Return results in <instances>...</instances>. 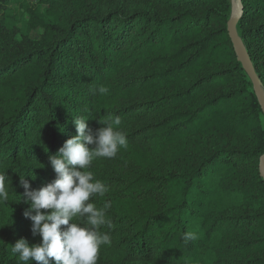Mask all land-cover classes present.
<instances>
[{
	"label": "trees",
	"instance_id": "16d2710c",
	"mask_svg": "<svg viewBox=\"0 0 264 264\" xmlns=\"http://www.w3.org/2000/svg\"><path fill=\"white\" fill-rule=\"evenodd\" d=\"M9 1L0 0V11ZM160 2L178 12L174 16L87 13L73 21L43 24L39 40L24 37L3 53L0 173L8 177L10 195L22 201L21 176L31 189L55 179L49 156L76 135L72 120L89 119L95 132L104 127L101 122L119 116L121 124L114 127L126 135L127 146L114 158L95 159L88 169L108 188L121 182L118 190L109 189L104 197L90 201L97 208L105 202L111 205L106 211L110 223L99 229L111 243L101 246L97 264H264V178L259 167L264 114L238 61L227 24L222 30L226 0ZM242 4L237 30L264 88V62L259 55L263 50L251 40H264V22L255 26L264 14V0H242ZM193 48L196 51L186 56ZM163 60L180 61L144 80L126 72L135 65ZM196 74L201 75L177 93L117 107L144 86L182 84ZM209 91L215 93L210 96ZM195 97L205 101L186 110L169 108L158 123L136 126L145 114L193 102ZM206 131L245 138L251 148L221 145L206 154L199 153L198 144L196 152L172 171L142 170L137 177L121 180L105 177L125 159L140 169L168 148H174L180 161L184 157L178 146ZM32 172L35 179L27 175ZM233 193L238 194V206L230 198ZM221 202L227 210L222 216L213 215ZM0 218V264H6L11 246L25 238L26 222L9 206H0ZM188 232L197 238L184 240ZM206 252L213 261L203 258Z\"/></svg>",
	"mask_w": 264,
	"mask_h": 264
},
{
	"label": "clouds",
	"instance_id": "9594fccd",
	"mask_svg": "<svg viewBox=\"0 0 264 264\" xmlns=\"http://www.w3.org/2000/svg\"><path fill=\"white\" fill-rule=\"evenodd\" d=\"M88 120H72L76 135L56 155L49 156L54 180L31 189L25 175L21 176L23 202L29 205L23 214L31 221L33 236H40L41 241L29 245L25 238L17 240L11 252L18 257V264H97L101 246L111 243L110 236L99 230L110 223L106 217L110 202L102 208L90 202L97 196L104 197L109 188L88 169L95 159L114 158L120 148L127 146V138L114 127L121 124L119 116L101 122L104 127L95 132L89 128ZM27 175L35 179L33 172ZM7 179L6 174L0 173V203L9 200ZM196 238L191 232L183 237L186 241Z\"/></svg>",
	"mask_w": 264,
	"mask_h": 264
},
{
	"label": "rangeland",
	"instance_id": "374dc122",
	"mask_svg": "<svg viewBox=\"0 0 264 264\" xmlns=\"http://www.w3.org/2000/svg\"><path fill=\"white\" fill-rule=\"evenodd\" d=\"M183 11V9H181ZM244 10V7H243ZM260 10V9H258ZM113 12H119L123 16H131L139 13H148L150 15H160V16H174L178 10L169 7L167 4H163L160 0H57L56 3H48L44 0H11L0 11V62L3 57V53L10 48L17 46L24 37L31 40H39L44 34L43 24L48 23H58L60 20H71L87 14H98L101 16L109 15ZM232 16V2L231 0H226V4L223 9V22L222 30L227 24ZM263 16V17H262ZM61 18V19H60ZM264 22V14L258 16L256 19V24ZM120 26V24H118ZM117 26V28H119ZM214 28L219 29V26L214 24ZM254 45H260L263 52H259L261 60L264 62V40L257 39L256 37L251 38ZM196 49L193 48L186 53L189 56ZM180 60L174 61H160L154 65H135L133 68L129 69L127 74L134 78H139L144 80L152 74L163 73L170 67L174 66ZM216 69V68H213ZM201 74H196L188 77L184 80L182 84H171L164 87H148L144 86L138 89L137 95L131 100H124L117 104V107H126L129 105L144 104L153 100L157 96L169 95L177 93L180 90H184L185 87L195 82ZM140 85V81H138ZM210 96L215 92L209 91ZM196 99L187 101L178 106H169L167 109L161 111L152 112L143 115L136 126L156 124L166 117L169 108L175 107L177 109L186 110L190 106L197 107L201 102L200 97H195ZM199 144L201 146L199 153L208 154L216 146L225 145L230 148L242 149L251 148V144L245 138L238 137H226L222 134H216L213 132L206 131L194 137H191L189 141L183 146L179 145L180 156L184 157L178 161L176 152L174 148H168L161 157L155 159L152 158L143 169H139V165L134 161H126L119 164L118 166L111 168L105 175L108 179H123L132 178L134 175L137 177L139 173L144 170L146 172H168L172 171L185 163V158L190 157L196 152V146ZM103 163V162H102ZM260 167V161H259ZM121 187V182H114L109 188L111 191H116ZM109 192V191H108ZM238 194L233 193L230 196L231 200L235 202L237 200ZM238 206L239 203L235 202ZM2 207H11L23 218L26 222V234L25 239L28 241L29 245L38 244L41 241L40 236H33L31 232V221L24 216V211L28 208V204H25L23 200L19 201L14 195H9V200L5 203H0ZM226 209L225 206L222 207V202L218 204L213 210V215L222 216V211ZM227 210V209H226ZM235 213V211H233ZM1 219V218H0ZM23 222V223H24ZM3 230L2 223L0 224V231ZM237 256L233 257L236 258ZM203 258L207 261H213V257L209 253H204ZM6 264H18V257L10 253Z\"/></svg>",
	"mask_w": 264,
	"mask_h": 264
},
{
	"label": "water",
	"instance_id": "95a60500",
	"mask_svg": "<svg viewBox=\"0 0 264 264\" xmlns=\"http://www.w3.org/2000/svg\"><path fill=\"white\" fill-rule=\"evenodd\" d=\"M232 2V16L228 22L227 29L230 40L233 44L238 61L241 63L248 77L250 78L253 89L264 114V88L263 84L255 70L253 62L246 51L242 40L239 36L237 25L243 12L242 0H231ZM260 174L264 178V155L260 158Z\"/></svg>",
	"mask_w": 264,
	"mask_h": 264
}]
</instances>
